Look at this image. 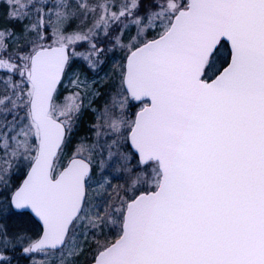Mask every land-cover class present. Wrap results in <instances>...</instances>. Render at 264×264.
<instances>
[{"label":"snow or ice","instance_id":"obj_1","mask_svg":"<svg viewBox=\"0 0 264 264\" xmlns=\"http://www.w3.org/2000/svg\"><path fill=\"white\" fill-rule=\"evenodd\" d=\"M3 2L21 28L0 24V220L30 210L42 232L0 223V249L33 264L86 248L91 264H264V0ZM113 49L119 88L92 109L96 140L67 155L90 85L74 74L63 102L59 86L73 58L95 71ZM108 171L128 174L123 195Z\"/></svg>","mask_w":264,"mask_h":264},{"label":"rangeland","instance_id":"obj_2","mask_svg":"<svg viewBox=\"0 0 264 264\" xmlns=\"http://www.w3.org/2000/svg\"><path fill=\"white\" fill-rule=\"evenodd\" d=\"M5 21L0 19V24H5ZM25 23H28L26 20ZM78 24V21L76 22L75 25H71V21L69 22V25L67 27V31H72L76 28ZM151 35V33H150ZM108 41V40H106ZM100 47V46H99ZM100 48H103L102 46ZM88 51V50H87ZM86 51V52H87ZM85 52V51H83ZM110 51H108L109 53ZM122 52L120 55L117 56H110L107 57L105 60H103V63L99 65L98 69L93 71L87 66V63L80 58H73L72 61V67L71 70L68 72V74L63 78L62 84L59 87V92H60V102H63L64 96L68 95L69 92L73 91V87L71 85V78H74V74H78L79 78L81 80H87V82L90 85L89 89V95L84 97V104L88 105L90 101V107H84L82 111V115L80 116L78 125L73 133L75 140L79 141L82 137H86L88 141L91 143L96 140V137L94 135V130L91 128V125L96 122V112H94L92 109H97V110H103L104 105L106 103L111 102V97L112 95L116 92V90L119 88V78H118V72L116 65L119 63H122ZM108 66V67H107ZM102 67V69H100ZM107 67V68H106ZM64 85H68V87H64ZM109 89V93L106 94L105 90L103 89L104 87H107ZM2 87V85H0ZM96 91L99 93V95L96 96H91V91ZM143 106V105H142ZM141 106V107H142ZM127 111V109H126ZM129 115V113H127ZM89 116L92 117L91 123L86 126V131L85 135L76 136V133L80 130L81 124L80 121L82 119L88 120ZM129 117V116H128ZM130 118V117H129ZM133 119V118H131ZM103 137L101 138V143L103 142ZM76 144H74L73 147L67 150V155H71L72 149L75 147ZM106 156V153H105ZM100 156H96V163L93 166V172H92V182L90 186L87 188V192L89 195L93 196L94 200L99 201L100 197L96 195L95 189L98 187L96 181L100 179L102 175L105 174L100 168L99 165V160ZM117 160L119 159L118 157L116 158ZM65 163L66 158H65ZM133 165H135V161H133ZM108 179L111 181V184L114 186H117L120 190V194L123 195V189L128 187L129 184V176L127 173H115L113 171H108L107 172ZM103 191V189H101ZM109 191H111V188H109ZM40 234V229L39 232L37 231V236ZM111 238V237H110ZM44 257H42L40 254H35L30 257V262L33 264V261H41L43 260ZM91 259V255L89 253V250L86 248L85 253L77 258L78 264H86L88 260Z\"/></svg>","mask_w":264,"mask_h":264},{"label":"trees","instance_id":"obj_3","mask_svg":"<svg viewBox=\"0 0 264 264\" xmlns=\"http://www.w3.org/2000/svg\"><path fill=\"white\" fill-rule=\"evenodd\" d=\"M8 11L7 5L3 2V0H0V19L3 21H5V25L10 26L12 28H15L17 30H19L21 28V25L19 23H9L7 20L4 19V14ZM26 22V20L24 21V23ZM77 22L76 19L71 20V25H75ZM107 39L104 38L103 36H101L98 40H97V44L98 46H102L103 48H105L108 45V41H106ZM227 48V46H226ZM77 51L79 52H83V51H87L88 50V45L86 43L78 45L77 46ZM121 52L118 49H113L112 51H110L109 53L106 52V54L104 56L101 57V60H105L107 57H112V56H117L120 55ZM122 61H123V55H122ZM226 64H224L225 66ZM108 67V66H107ZM106 67V68H107ZM100 69H102V67H100ZM18 79V77H17ZM108 85L107 87H104L103 89L106 91L105 93L108 94L109 93V89H108ZM139 105H135V108L133 110V114L134 112L138 109ZM92 117L89 116L88 120L86 119H82L80 121L81 127L80 130L76 133L77 139L78 136L81 135H85V131H86V126L88 124L91 123ZM74 137V135H73ZM72 137V144L70 145V148L74 146V144H76L78 141L75 140V138L73 139ZM15 183H19L18 180H14ZM28 216H30L28 214ZM28 216L26 217H19V216H11L9 219L6 220H0V223L4 224L7 229L9 230V232H15V231H19V230H24L27 231L28 234L33 237V238H37V231L39 232V226L38 224H33L32 222H29L28 220ZM31 217V216H30ZM32 221H35L32 217H31ZM0 255L5 256L7 258L10 259L11 264H31L30 262V257L29 256H25L21 250V246L17 245V247L15 249L12 248H8L7 250H3L0 249ZM91 263V259L88 260V262L86 264H90ZM0 264H3V262H0Z\"/></svg>","mask_w":264,"mask_h":264},{"label":"flooded vegetation","instance_id":"obj_4","mask_svg":"<svg viewBox=\"0 0 264 264\" xmlns=\"http://www.w3.org/2000/svg\"><path fill=\"white\" fill-rule=\"evenodd\" d=\"M135 102L134 101H130L129 102V106H128V108H127V113H129V117L130 118H133L134 119V115H135V112H134V114H133V110H134V108H135Z\"/></svg>","mask_w":264,"mask_h":264},{"label":"water","instance_id":"obj_5","mask_svg":"<svg viewBox=\"0 0 264 264\" xmlns=\"http://www.w3.org/2000/svg\"><path fill=\"white\" fill-rule=\"evenodd\" d=\"M225 43L227 44V42H225ZM227 46H228V49L230 50V45L227 44ZM27 211H28V214H30L33 217V219L36 221L37 218L34 217V214H31L30 210H27ZM41 232H42V229H41ZM40 235H41V233H40Z\"/></svg>","mask_w":264,"mask_h":264}]
</instances>
